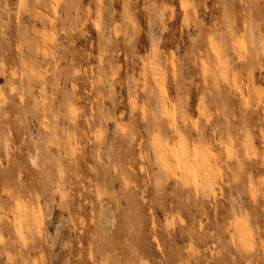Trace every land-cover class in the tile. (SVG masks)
Wrapping results in <instances>:
<instances>
[{
  "label": "clouds",
  "instance_id": "obj_1",
  "mask_svg": "<svg viewBox=\"0 0 264 264\" xmlns=\"http://www.w3.org/2000/svg\"><path fill=\"white\" fill-rule=\"evenodd\" d=\"M0 264H264V0H0Z\"/></svg>",
  "mask_w": 264,
  "mask_h": 264
}]
</instances>
